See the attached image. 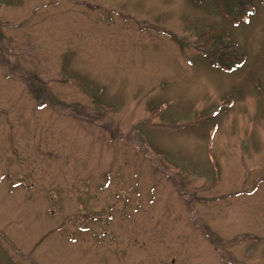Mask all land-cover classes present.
Returning <instances> with one entry per match:
<instances>
[{
  "label": "rangeland",
  "instance_id": "rangeland-1",
  "mask_svg": "<svg viewBox=\"0 0 264 264\" xmlns=\"http://www.w3.org/2000/svg\"><path fill=\"white\" fill-rule=\"evenodd\" d=\"M218 1L0 0V264H264V0Z\"/></svg>",
  "mask_w": 264,
  "mask_h": 264
},
{
  "label": "trees",
  "instance_id": "trees-1",
  "mask_svg": "<svg viewBox=\"0 0 264 264\" xmlns=\"http://www.w3.org/2000/svg\"><path fill=\"white\" fill-rule=\"evenodd\" d=\"M237 1L238 7L240 8V11L243 13V15L248 14L247 8H250L249 5L251 4L247 3V0ZM218 5L223 8V2H221L220 0L218 1ZM233 46L234 45H228L225 44L224 41H221L217 49H220L222 51H219L218 54H211L214 62L213 64L226 70H232L235 68L236 65L241 64V62L243 61V57H238V54L235 53V49H233ZM214 50L216 51L215 47Z\"/></svg>",
  "mask_w": 264,
  "mask_h": 264
}]
</instances>
